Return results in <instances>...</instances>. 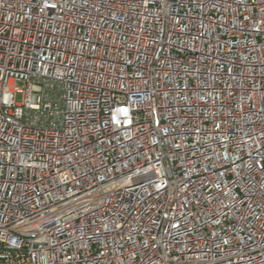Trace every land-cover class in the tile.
<instances>
[{"label":"built area","instance_id":"obj_1","mask_svg":"<svg viewBox=\"0 0 264 264\" xmlns=\"http://www.w3.org/2000/svg\"><path fill=\"white\" fill-rule=\"evenodd\" d=\"M0 264H264V0H0Z\"/></svg>","mask_w":264,"mask_h":264},{"label":"rangeland","instance_id":"obj_2","mask_svg":"<svg viewBox=\"0 0 264 264\" xmlns=\"http://www.w3.org/2000/svg\"><path fill=\"white\" fill-rule=\"evenodd\" d=\"M15 86L18 87L19 89H22V88H23V84L20 83V82H18L17 84H15ZM21 101H22V97H21V95H20V94H17V95L15 96V102H16V103H21Z\"/></svg>","mask_w":264,"mask_h":264}]
</instances>
